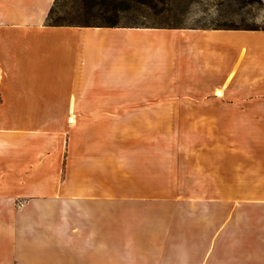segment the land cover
Here are the masks:
<instances>
[{
    "label": "crops",
    "instance_id": "0c3cea01",
    "mask_svg": "<svg viewBox=\"0 0 264 264\" xmlns=\"http://www.w3.org/2000/svg\"><path fill=\"white\" fill-rule=\"evenodd\" d=\"M54 1L0 0V264H264V120L216 214L136 203L162 143L193 140L162 141L161 114L264 115V30L52 26Z\"/></svg>",
    "mask_w": 264,
    "mask_h": 264
},
{
    "label": "rangeland",
    "instance_id": "374dc122",
    "mask_svg": "<svg viewBox=\"0 0 264 264\" xmlns=\"http://www.w3.org/2000/svg\"><path fill=\"white\" fill-rule=\"evenodd\" d=\"M75 3V0H61L57 10L60 14L71 11ZM181 11L179 21L184 28H214L217 24L233 23L264 30V0H193ZM76 21L84 20L78 18ZM229 101L224 98V102L208 100L205 104L230 105ZM256 104L264 105V97L256 98ZM160 117L162 141L175 137L184 144L185 138L193 140L186 147L187 153H182L177 146L162 143L161 192L140 195L136 200L139 206L137 216L200 220L216 214L211 203L232 202L234 195L215 190L233 186V159L238 154V144L247 143L249 124L254 118L263 121L264 115H239L226 111L161 114ZM188 159L192 166L202 167L211 177L193 178L194 171L187 167ZM148 202L150 209L143 210Z\"/></svg>",
    "mask_w": 264,
    "mask_h": 264
},
{
    "label": "trees",
    "instance_id": "16d2710c",
    "mask_svg": "<svg viewBox=\"0 0 264 264\" xmlns=\"http://www.w3.org/2000/svg\"><path fill=\"white\" fill-rule=\"evenodd\" d=\"M55 0L46 19L52 26L184 28L181 10L193 0H75L71 11L59 13ZM83 18V22L76 21ZM216 29H255L233 23L217 24Z\"/></svg>",
    "mask_w": 264,
    "mask_h": 264
},
{
    "label": "bare ground",
    "instance_id": "6f19581e",
    "mask_svg": "<svg viewBox=\"0 0 264 264\" xmlns=\"http://www.w3.org/2000/svg\"><path fill=\"white\" fill-rule=\"evenodd\" d=\"M221 92V91H220Z\"/></svg>",
    "mask_w": 264,
    "mask_h": 264
}]
</instances>
